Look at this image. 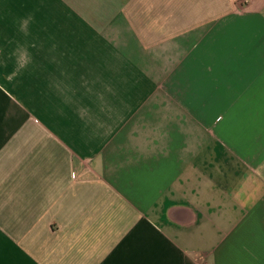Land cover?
<instances>
[{"label": "crops", "instance_id": "crops-1", "mask_svg": "<svg viewBox=\"0 0 264 264\" xmlns=\"http://www.w3.org/2000/svg\"><path fill=\"white\" fill-rule=\"evenodd\" d=\"M0 264H264V0H0Z\"/></svg>", "mask_w": 264, "mask_h": 264}, {"label": "clouds", "instance_id": "clouds-1", "mask_svg": "<svg viewBox=\"0 0 264 264\" xmlns=\"http://www.w3.org/2000/svg\"><path fill=\"white\" fill-rule=\"evenodd\" d=\"M26 23L25 22V26H26ZM17 52H21L22 54L18 57V71L19 70H23L25 67H27L28 63L30 62V58L27 54V51L26 50H23L21 47H18ZM16 53H13L12 55H15Z\"/></svg>", "mask_w": 264, "mask_h": 264}]
</instances>
